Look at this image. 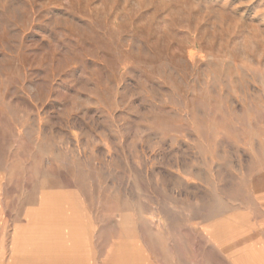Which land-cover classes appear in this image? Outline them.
<instances>
[{"label":"rangeland","instance_id":"rangeland-1","mask_svg":"<svg viewBox=\"0 0 264 264\" xmlns=\"http://www.w3.org/2000/svg\"><path fill=\"white\" fill-rule=\"evenodd\" d=\"M0 264H264V0H0Z\"/></svg>","mask_w":264,"mask_h":264}]
</instances>
